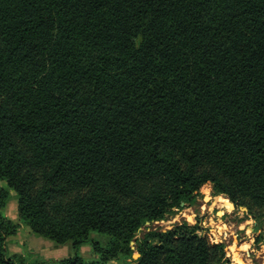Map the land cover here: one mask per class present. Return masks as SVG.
Instances as JSON below:
<instances>
[{"label":"trees","instance_id":"1","mask_svg":"<svg viewBox=\"0 0 264 264\" xmlns=\"http://www.w3.org/2000/svg\"><path fill=\"white\" fill-rule=\"evenodd\" d=\"M0 179L57 264L228 263L197 222L138 234L206 184L264 219V0H0Z\"/></svg>","mask_w":264,"mask_h":264},{"label":"rangeland","instance_id":"2","mask_svg":"<svg viewBox=\"0 0 264 264\" xmlns=\"http://www.w3.org/2000/svg\"><path fill=\"white\" fill-rule=\"evenodd\" d=\"M1 192H8L5 205L1 208L2 216L20 226L16 235L7 238L8 253L17 264H57L61 259L74 254L71 241L56 243L32 233L29 226L20 220L18 196L0 179ZM217 196L227 198L232 207L228 208ZM183 221L197 222L201 235L212 243L224 244L226 258L229 260L224 264H241V261L245 264H264V219L256 218L249 214L246 206L236 205L225 194L218 193L213 184L203 186L190 203L184 202L180 207L171 208L163 219L146 222L138 235L150 229L166 231ZM90 237L99 243L101 250L108 246L111 239L110 235L98 231H92ZM132 241L133 253L129 261L138 258H133L138 250L135 241ZM79 254L86 261H100L105 256L103 251L91 243L81 245ZM124 261L120 257L110 259L106 264H122Z\"/></svg>","mask_w":264,"mask_h":264},{"label":"bare ground","instance_id":"3","mask_svg":"<svg viewBox=\"0 0 264 264\" xmlns=\"http://www.w3.org/2000/svg\"><path fill=\"white\" fill-rule=\"evenodd\" d=\"M217 199L218 200H221V201H223L224 203H225V205L228 207V208H231L232 207V204H231V202L227 199V198H225V197H223V196H217ZM219 204H221V203H219ZM225 234V233H224ZM228 235V234H227ZM227 239H228V237H227ZM237 252V251H236ZM237 254V253H236ZM239 255V254H238ZM246 260H248V259H246ZM253 263V262H252ZM241 264H245V262L244 261H241Z\"/></svg>","mask_w":264,"mask_h":264},{"label":"water","instance_id":"4","mask_svg":"<svg viewBox=\"0 0 264 264\" xmlns=\"http://www.w3.org/2000/svg\"><path fill=\"white\" fill-rule=\"evenodd\" d=\"M181 205H184V202L181 203ZM133 244V241L131 242V245ZM140 256V253L139 252H136L133 254V258H137Z\"/></svg>","mask_w":264,"mask_h":264}]
</instances>
